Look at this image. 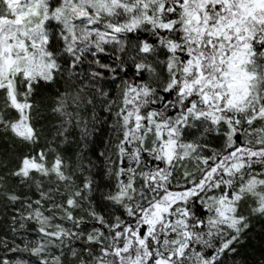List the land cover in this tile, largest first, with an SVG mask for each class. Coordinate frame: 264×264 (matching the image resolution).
Returning a JSON list of instances; mask_svg holds the SVG:
<instances>
[{
    "label": "snow or ice",
    "instance_id": "6c2138e0",
    "mask_svg": "<svg viewBox=\"0 0 264 264\" xmlns=\"http://www.w3.org/2000/svg\"><path fill=\"white\" fill-rule=\"evenodd\" d=\"M0 264H264V0H0Z\"/></svg>",
    "mask_w": 264,
    "mask_h": 264
}]
</instances>
